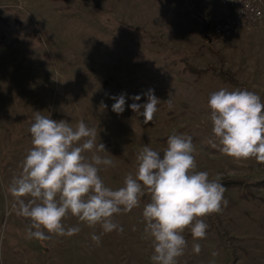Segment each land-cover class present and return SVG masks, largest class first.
<instances>
[{
  "label": "rangeland",
  "instance_id": "374dc122",
  "mask_svg": "<svg viewBox=\"0 0 264 264\" xmlns=\"http://www.w3.org/2000/svg\"><path fill=\"white\" fill-rule=\"evenodd\" d=\"M225 12L223 0H0V264H153L142 217L147 192L139 207L114 216L122 233L102 234L99 225L69 215L63 223L79 226L78 234L28 238L31 222L18 214L8 187L32 147L36 111L96 129L107 152L95 154L113 161L98 166L99 175L113 190L135 176L144 146L163 154L173 134L192 138L196 170L210 179L264 177V163L236 160L208 143L210 94L237 89L225 71L264 102V7L253 28L207 39L204 25L211 30ZM149 90L160 102L144 124L129 106L146 103ZM120 94L125 110L117 114L111 97ZM93 152L84 155L90 160ZM224 188L228 203L214 214L231 239V255L206 216V238L194 240L184 230L187 247L178 264H264V185ZM92 233L101 236L99 245Z\"/></svg>",
  "mask_w": 264,
  "mask_h": 264
},
{
  "label": "clouds",
  "instance_id": "9594fccd",
  "mask_svg": "<svg viewBox=\"0 0 264 264\" xmlns=\"http://www.w3.org/2000/svg\"><path fill=\"white\" fill-rule=\"evenodd\" d=\"M147 102L129 107L148 124L154 119L160 100L149 90ZM112 111L122 114L125 94L111 97ZM139 101L141 97H132ZM170 105V100L167 101ZM212 138L208 143L236 160L255 159L264 163V102L255 92L221 88L210 94ZM32 147L22 171L14 177L8 192L15 198L18 214L30 220L28 238L47 240L51 235L71 237L79 226L65 227L69 215L90 228L100 226L103 233L123 232L114 216L131 212L140 206L147 192L150 202L144 205V232L151 238L153 264H178L187 241L183 235L190 229L194 240L206 238L208 225L204 217L221 211L227 205L225 188L206 171L196 170L195 149L190 136L173 134L167 139L163 154L144 146L136 156L135 176L129 174L122 187H107L99 175L100 165L113 161L95 153L107 152L96 142L97 131L83 120L73 127L66 120H54L36 111L30 127ZM93 150H95L93 152ZM85 152H93L87 159ZM112 156V155H111ZM23 197H30L27 201ZM46 230V231H45ZM46 232L48 235H46ZM91 240L100 244L101 236L92 233ZM199 254L201 246L193 244ZM215 255V253H214Z\"/></svg>",
  "mask_w": 264,
  "mask_h": 264
},
{
  "label": "built area",
  "instance_id": "2783aa9c",
  "mask_svg": "<svg viewBox=\"0 0 264 264\" xmlns=\"http://www.w3.org/2000/svg\"><path fill=\"white\" fill-rule=\"evenodd\" d=\"M226 12L212 27L217 38L226 40L241 29H251L263 17L264 0H223Z\"/></svg>",
  "mask_w": 264,
  "mask_h": 264
},
{
  "label": "trees",
  "instance_id": "16d2710c",
  "mask_svg": "<svg viewBox=\"0 0 264 264\" xmlns=\"http://www.w3.org/2000/svg\"><path fill=\"white\" fill-rule=\"evenodd\" d=\"M204 28L206 29L205 31H206V34L208 35L207 39L215 40L216 37H215V34L212 31V28H211V30L210 29L207 30V25L206 24L204 25ZM188 69L194 70L190 66H188ZM224 74H225L226 80L229 83H231L235 88L240 89V90L251 91L247 86H245L244 84L239 82L237 80V78L235 77V74L233 72H231L230 70L225 71ZM219 181L223 184L224 187L231 186V185H237V184H241V183H244V184H247V185L260 184L261 183V184L264 185V177L259 179V180H254V181H252V180L244 181V179H242V178H230V179H223V180H219ZM208 217H209V220H210L211 224L216 229L217 234L221 238L226 250L231 255V253H232V249H231L232 246L231 245L232 244H231V239L227 235V232L225 231V229L223 228V226L221 225L220 221L217 219V217L215 216L214 213L208 215Z\"/></svg>",
  "mask_w": 264,
  "mask_h": 264
}]
</instances>
